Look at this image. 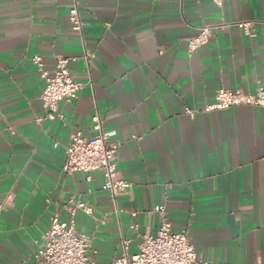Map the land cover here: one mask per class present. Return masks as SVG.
<instances>
[{"label":"crops","instance_id":"obj_1","mask_svg":"<svg viewBox=\"0 0 264 264\" xmlns=\"http://www.w3.org/2000/svg\"><path fill=\"white\" fill-rule=\"evenodd\" d=\"M72 1L0 0V264H39L72 196L89 210L76 227L97 264L138 254L162 225L159 206L188 232L197 264H264V109L204 112L220 89H264V0H80L81 33ZM203 28L209 42L189 52ZM36 56L50 74L70 59L82 85L54 119ZM95 118L130 185L115 201L102 173L62 170L72 136L93 137Z\"/></svg>","mask_w":264,"mask_h":264},{"label":"built area","instance_id":"obj_2","mask_svg":"<svg viewBox=\"0 0 264 264\" xmlns=\"http://www.w3.org/2000/svg\"><path fill=\"white\" fill-rule=\"evenodd\" d=\"M69 15L72 30L81 33L83 29L79 12L80 0H73ZM221 5V0H216ZM252 22H243L239 27L250 34ZM210 29L203 28L198 36L189 42V52H193L209 42ZM33 62L39 68L40 76L45 80V86L40 99L46 109V118L57 117L58 105L64 100H70L81 92L82 85L75 82L69 71L70 59L56 58V68L53 74L45 70L41 57L36 56ZM237 106L259 107L264 109V89H258L254 94H245L237 90L220 89L216 92L215 102L204 107V112L227 110ZM185 113L194 117L196 111L185 108ZM42 121V120H41ZM96 134L87 138L82 130L77 131L71 138L65 150V160L62 166L64 173L81 171L89 174H103V190L110 195L111 200L125 193L130 187L122 178L117 166L119 144L111 143L112 134L102 130L99 118L94 119ZM2 206H0L1 211ZM89 212L86 204L75 196L70 197L64 205L65 218L56 213L50 220L47 232L44 234V246L37 252L39 264H97L91 251L89 238L77 231L76 217L78 212ZM156 211L163 215V222L155 236L147 235L143 239L140 252L129 256L125 254L115 264H197L198 254L192 245L186 231L175 232L166 218L163 207Z\"/></svg>","mask_w":264,"mask_h":264}]
</instances>
